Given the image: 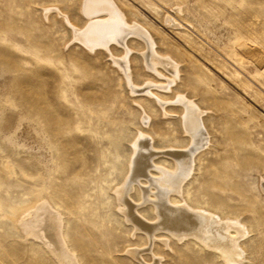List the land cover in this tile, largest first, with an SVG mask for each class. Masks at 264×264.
Returning <instances> with one entry per match:
<instances>
[{
  "label": "rangeland",
  "instance_id": "374dc122",
  "mask_svg": "<svg viewBox=\"0 0 264 264\" xmlns=\"http://www.w3.org/2000/svg\"><path fill=\"white\" fill-rule=\"evenodd\" d=\"M111 1L151 42L135 35L124 41L131 83L146 93L132 90L119 68L122 45L87 49L77 40L93 20L84 15L83 0H0V264H54L21 238L9 207L33 190L63 214L67 245L80 264H141L129 251L144 248V240L127 231L108 195L124 179L120 163L145 120L157 149L184 146L177 99L205 110L215 141L196 161L189 196L240 214L250 229L249 260L242 264H264V0ZM176 9L194 32L171 20ZM150 52L153 60L171 56L179 63L176 84L165 89L173 122L148 96L167 86L149 69ZM163 159L160 153L156 161ZM161 247L155 245L163 264H221L191 243Z\"/></svg>",
  "mask_w": 264,
  "mask_h": 264
},
{
  "label": "bare ground",
  "instance_id": "6f19581e",
  "mask_svg": "<svg viewBox=\"0 0 264 264\" xmlns=\"http://www.w3.org/2000/svg\"><path fill=\"white\" fill-rule=\"evenodd\" d=\"M83 1L84 15L93 18V20L76 34L78 35L77 40L85 47H89H86L87 49L94 48V46L106 48L108 41H115L122 45L124 55H121L122 58L119 57L118 66L123 71L128 85L137 92H148L144 87L131 83L133 76L125 62V58L129 55V49L124 41L129 36L135 35L143 39L146 45L151 46L144 28L140 25L126 23L122 13L116 10V6L114 7L115 4L113 5L111 0ZM179 12L180 10L176 9L173 12L175 17H170L171 20L176 25L194 32L190 24L178 15ZM164 15L160 18L163 19ZM97 17H103V19H96ZM90 18L88 19L90 20ZM72 23L76 25L75 21ZM74 25L70 24L69 26L72 29H77ZM198 37L202 43L205 42L203 38ZM154 56L153 52H150L149 56L145 55L147 64L150 66L149 69L158 77H164L167 86L164 87V91H152L148 96L160 104V108H163L164 114L168 116L166 120L169 119L173 122L176 119V113L173 108L166 109L168 100L165 99V89H171L172 85L176 84L179 63L171 56L153 60ZM158 66L164 68L169 75L166 77L165 74H161L158 71ZM166 92L168 93V91ZM175 102L180 104V107L178 105L175 107H179L178 127L183 128L182 132L186 135L184 146L171 144L174 147L171 149L168 146L170 148L168 151L157 149L153 141L154 132L146 128L148 125L146 117L144 119L145 127H140L141 133L137 135L138 138L132 144L126 162L120 163L125 168L124 179L118 183L116 182L117 175L112 179V182L116 183L114 182L115 184L110 189L113 194L108 195L109 200L116 202H114L116 210L122 214V222L126 223L127 231L133 232L132 235L135 237L139 235L144 240L145 247L138 248V250L132 249L129 251V256L141 264H163L161 259L164 256L155 250L156 244L160 243L162 247H170L172 242L191 243L200 251L212 253L221 264H242L249 260L245 242L250 235L249 226L242 216L224 213L223 210L213 208L206 202H193L189 196L188 186L191 183L188 182L190 180L188 178L194 175L196 161H199L200 156L215 143L212 139L214 136L208 129L207 121L202 117L205 110L178 99L174 100ZM188 102L191 101L188 100ZM146 114L148 116L149 113ZM119 135L122 138L124 136L121 131ZM173 139L176 140V137L173 136ZM118 146L119 143L115 144L117 158L121 156ZM160 153H164V159L156 161ZM124 168L122 167L123 170ZM261 184L264 191V182ZM31 195L33 197L28 199L25 196L24 198L27 200H22L24 201L22 203L9 205L10 210L14 211L12 213L17 215L16 221L20 222L16 225L20 226L21 238L37 244L54 264H80L77 255L67 245V239L64 236L63 214L57 211V207L56 211L54 210L55 206L50 203L51 200L40 201L44 198L40 191L33 190ZM113 214L108 217L112 216L113 218Z\"/></svg>",
  "mask_w": 264,
  "mask_h": 264
}]
</instances>
